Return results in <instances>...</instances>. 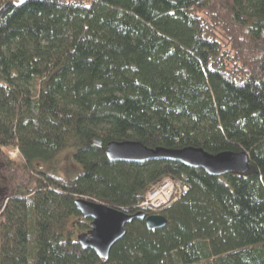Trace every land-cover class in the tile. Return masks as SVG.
I'll return each instance as SVG.
<instances>
[{
	"label": "trees",
	"instance_id": "trees-1",
	"mask_svg": "<svg viewBox=\"0 0 264 264\" xmlns=\"http://www.w3.org/2000/svg\"><path fill=\"white\" fill-rule=\"evenodd\" d=\"M126 139L251 167L109 160ZM0 153V264H264V0H0ZM166 177L188 190L164 227L134 219L108 259L79 243L77 197L153 214Z\"/></svg>",
	"mask_w": 264,
	"mask_h": 264
},
{
	"label": "water",
	"instance_id": "water-1",
	"mask_svg": "<svg viewBox=\"0 0 264 264\" xmlns=\"http://www.w3.org/2000/svg\"><path fill=\"white\" fill-rule=\"evenodd\" d=\"M96 143L100 145L101 140L96 139ZM106 153L113 162L143 164L159 160L174 161L190 168H202L213 176L232 172L245 174L251 167L249 154L245 150L210 153L196 146L149 147L138 140L126 139L109 141L106 144ZM75 204L85 219H91L90 228L79 233V243L85 248L95 250L104 259L109 258L112 247L125 236L126 226L134 219H144L150 230L167 224V218L161 213L147 214L140 210L130 214L116 206L82 196L76 198Z\"/></svg>",
	"mask_w": 264,
	"mask_h": 264
},
{
	"label": "built area",
	"instance_id": "built-area-1",
	"mask_svg": "<svg viewBox=\"0 0 264 264\" xmlns=\"http://www.w3.org/2000/svg\"><path fill=\"white\" fill-rule=\"evenodd\" d=\"M174 185L179 187V194L176 195ZM188 190V185L183 180H176L170 177L164 178L156 187L150 190L145 199L139 205L153 211L156 208L159 210L164 209L165 207L170 206L174 201L180 198V196Z\"/></svg>",
	"mask_w": 264,
	"mask_h": 264
},
{
	"label": "rangeland",
	"instance_id": "rangeland-1",
	"mask_svg": "<svg viewBox=\"0 0 264 264\" xmlns=\"http://www.w3.org/2000/svg\"><path fill=\"white\" fill-rule=\"evenodd\" d=\"M6 151H8L7 152V154H8V156L10 157V159H15V160H18V159H20V152H19V150L18 149H9V150H6ZM0 156H1V153H0ZM68 163V158H65V160H63V162H62V167H64V165H66ZM3 175V172H2V170L0 169V175ZM0 184H7V181L2 177V176H0ZM2 186H4V185H2ZM174 189H175V191H177L176 192V195L177 194H179V187H177V190H176V186L174 185ZM166 208V207H165ZM141 209V208H140ZM156 211V213H153V212H155ZM155 211H153L152 213L153 214H159V213H161L160 211L161 210H155Z\"/></svg>",
	"mask_w": 264,
	"mask_h": 264
},
{
	"label": "bare ground",
	"instance_id": "bare-ground-1",
	"mask_svg": "<svg viewBox=\"0 0 264 264\" xmlns=\"http://www.w3.org/2000/svg\"><path fill=\"white\" fill-rule=\"evenodd\" d=\"M183 180L186 181L185 179H183ZM177 200H178V199H177ZM177 200H176V201H177ZM174 202H175V201H174ZM174 202H173V203H174ZM173 203H172V204H173ZM139 207H140V206H139ZM140 208H141V209H147V208H144V207H140ZM166 208H167V207H166ZM166 208H164V209H166ZM159 209H160V208H156V210H159ZM164 209H162L161 211H163ZM147 210L153 212V210H151V209H147ZM161 211H160V212H161ZM153 213H156V211L153 212Z\"/></svg>",
	"mask_w": 264,
	"mask_h": 264
}]
</instances>
